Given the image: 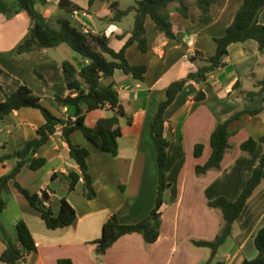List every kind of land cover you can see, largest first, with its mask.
<instances>
[{"label":"crops","instance_id":"1","mask_svg":"<svg viewBox=\"0 0 264 264\" xmlns=\"http://www.w3.org/2000/svg\"><path fill=\"white\" fill-rule=\"evenodd\" d=\"M81 10L67 11L59 0H47L37 5L39 12L55 25L56 19H65L78 29H88L92 34H105L109 47L119 51L131 36L134 13L118 22H110L114 11L126 9L138 0H67ZM189 5L188 18L170 5L169 16L176 28V37L169 39L157 30L154 21L146 16L144 21L147 50H139L136 42L128 46L125 56L131 65H144L143 80H135L121 70L114 72L111 80L119 95L124 116L119 120L121 136L118 152L111 155L95 148L79 131L71 134L72 143L89 150L87 157L96 196L83 195V180L74 190L53 173L67 174L77 170L76 162L69 157L67 145L59 135L60 127L34 158H44L38 170L22 168L16 181L30 193L39 197L46 192L50 207L57 214L64 198L75 211V221L56 229H48L40 212L29 204L9 182L4 194L5 209L0 214V254L5 248L4 233L17 241L16 224L23 220L33 239L32 250L24 254L22 264H204L209 250L196 247L192 240H212L219 231L221 215L207 206L209 200L225 197L234 201L245 186L264 144L253 151L243 152L240 144L247 139H259L264 134V114H244L229 126L231 136L219 168L203 175L195 173L196 165H203L211 154L210 135L219 122L242 109H257L263 105V95L249 97L246 93L257 90V81L264 76V56L254 39L233 43L228 47L225 66L208 76L203 85L205 98L195 100L198 85L189 81L164 112V135L167 148L166 175L169 188L162 207L159 236L147 244L139 233L121 236L107 250L98 255L95 243L101 236L102 226L112 216L122 224L145 218L154 206L158 181L157 153L150 135V124L165 99L170 83L179 80L200 65L191 61L195 52L204 57L215 53V38L224 35L243 0H217L210 7L211 21L199 20V8L194 0ZM127 20V21H125ZM258 21L264 24V10ZM31 24L27 12L20 11L10 18L0 13V102L5 94L15 92L22 84L28 85L40 97V104L55 116L63 118L67 108L55 103V96L70 93L68 76L62 69L63 60L80 65L82 59L70 53V48L60 45L16 56V47L29 33ZM40 73L45 83L36 75ZM110 80H104L108 83ZM108 107L94 109L84 114V123L95 126L100 118L108 117ZM45 123L38 108L21 107L0 120V154L20 149L27 141L37 137V130ZM198 143L203 151L195 157ZM13 160L0 162V177L9 173ZM264 226V172L263 180L247 201L233 224L231 235L221 245L211 264H241L244 259L257 256L254 237ZM0 264L2 262L0 261Z\"/></svg>","mask_w":264,"mask_h":264},{"label":"trees","instance_id":"2","mask_svg":"<svg viewBox=\"0 0 264 264\" xmlns=\"http://www.w3.org/2000/svg\"><path fill=\"white\" fill-rule=\"evenodd\" d=\"M216 1L194 0V4L200 10L199 20L202 23L211 21L210 7ZM46 2L47 0H0V13L5 17L10 18L20 11H25L31 20L29 33L16 47L14 54L21 56L43 48L66 45L82 59V62L78 66L70 60H63L61 63L62 69L68 76L67 87L70 90V93L64 97L55 96V103L67 108V115L63 118L55 116L42 106L40 97L26 84L20 85L11 94H5L4 100L0 102V120L13 110L27 106L38 108L45 119V123L37 130L36 138L27 141L20 149L0 154V162L10 159L14 161L11 171L0 177V214L6 206L4 194L9 190V182L13 181L20 194L40 212L46 227L56 229L69 226L75 221V211L72 206L63 198L60 203V210L55 214L50 207V197L47 193L43 192L41 197L30 193L16 181L17 175L25 166L31 170H38L44 166L46 162L44 158H34L33 156L48 142L50 136L56 132V128L60 127L59 135L67 145L69 157L76 162L77 170L68 171L67 174L53 173L52 177L62 179L67 184L68 191L74 190L78 181L83 180L84 197L87 199L95 198L96 191L87 166L89 150L84 146L72 143L71 134L79 131L99 151L114 156L117 154L118 138L121 136L119 120L124 116V110L120 104L115 83L111 78L116 70H121L125 74L131 75L135 80H143L146 67L129 64L125 51L128 46L135 42L139 50L143 52L147 50L144 28L146 16L154 21L157 30L163 32L167 38L173 39L176 37V28L169 16L170 5L175 3V9L185 18H188L189 5L185 0H138L122 10L111 5L114 14L109 19L110 22H118L129 13H134L131 36L119 51H114L109 47V38L105 34H86L65 19H56L55 25L52 24L36 8L37 5H44ZM92 2L93 0H89V4ZM59 6L67 11L81 10L78 5L67 0H59ZM262 10H264V0H243L224 35L215 38V53L204 57L200 52H195L190 60L200 62L197 69L188 72L185 77L168 85L165 91V99L159 103L150 124V135L156 149L158 167L154 206L145 218L130 224H122L116 216H112L103 224L99 239L94 241L95 252L98 255L103 254L117 239L126 234L139 233L147 244L156 241L159 236L165 193L170 186L166 175L169 141L164 135V112L189 81L198 85L195 100H204L203 85L210 74L225 66L229 45L254 39L258 43L259 52L264 56V24L258 21ZM1 74L2 70L0 69V76ZM36 75L45 83L43 75L40 73H36ZM108 79L110 81L104 83V80ZM255 87L258 89L246 94L249 97L257 94L263 95V105L257 109L239 110L215 125L209 141L211 154L203 165H196L195 173L197 175H203L208 170L219 168L229 148L231 136L229 126L232 122L239 120L244 114H264V76L256 82ZM0 89L2 90L1 85ZM106 106L111 112L110 116L100 118L93 127L85 125L84 114L86 112ZM259 143L264 144V134L257 140L250 138L242 142L240 149L243 152L253 151ZM203 147L201 143L194 146L195 157L201 155ZM263 172L264 151L260 154L245 186L234 201L220 196L207 202L209 208L220 212L221 224L218 233L212 240L191 241L194 246L209 250V257L204 264L212 263L219 247L231 235L234 222L240 216L247 201L262 183ZM16 230L17 241H13L4 233L5 248L0 254L2 264H22L24 260L23 250L34 248L31 233L23 220L17 222ZM254 244L257 249V256L249 260L244 259L241 264H264V226L256 233ZM59 263L72 264L69 260H60ZM214 264L224 263L216 262Z\"/></svg>","mask_w":264,"mask_h":264},{"label":"built area","instance_id":"3","mask_svg":"<svg viewBox=\"0 0 264 264\" xmlns=\"http://www.w3.org/2000/svg\"><path fill=\"white\" fill-rule=\"evenodd\" d=\"M81 30H82L84 33H86V34H87V33H90V31H89L88 29L82 28ZM37 246H38V244L35 243V244H34V247H37ZM26 252H27V250L24 249V250H23V256H24V254H25Z\"/></svg>","mask_w":264,"mask_h":264},{"label":"rangeland","instance_id":"4","mask_svg":"<svg viewBox=\"0 0 264 264\" xmlns=\"http://www.w3.org/2000/svg\"><path fill=\"white\" fill-rule=\"evenodd\" d=\"M125 21H127V20H125ZM70 53L71 54H74V55H77L75 52H73L72 50H70Z\"/></svg>","mask_w":264,"mask_h":264}]
</instances>
